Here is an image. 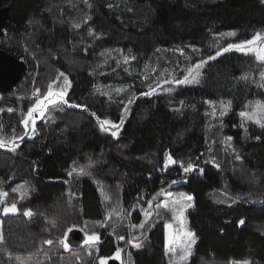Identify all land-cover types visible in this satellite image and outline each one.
<instances>
[{
	"label": "trees",
	"instance_id": "1",
	"mask_svg": "<svg viewBox=\"0 0 264 264\" xmlns=\"http://www.w3.org/2000/svg\"><path fill=\"white\" fill-rule=\"evenodd\" d=\"M3 6L0 48L26 69L0 91V135L27 131L21 120L34 91L45 93L58 71L71 86L69 103L50 106L32 137L17 140L15 151L0 148V190L19 209L0 208V264H99L120 246L129 264H168L164 220L141 212L158 202L160 188L193 198L186 218L196 243L185 264H264V127L239 115L251 111L249 101H264L263 64L235 49L208 60L264 32L263 0H0ZM230 32L236 35H221ZM202 60L198 83H176ZM168 78L172 85H164ZM221 101H231L223 116ZM97 118L118 127L104 131ZM167 154L175 163L165 166ZM181 162L195 167L185 173ZM75 165L88 174L72 172ZM95 181L118 184L128 226L104 221ZM73 227L95 232L96 245L70 246Z\"/></svg>",
	"mask_w": 264,
	"mask_h": 264
},
{
	"label": "snow or ice",
	"instance_id": "2",
	"mask_svg": "<svg viewBox=\"0 0 264 264\" xmlns=\"http://www.w3.org/2000/svg\"><path fill=\"white\" fill-rule=\"evenodd\" d=\"M91 35V33H90ZM221 35H228V36H235V32H230L226 34H221ZM232 49H235L240 52H244L245 54L252 53L254 54V57L256 61L260 62L261 64H264V35L261 33H256L252 39L245 40L241 43L238 44H228L227 47L223 48L222 50H217L215 56H209L208 60H214L217 56L221 55L222 52H228ZM134 59V57H133ZM128 58L125 57V62L127 63ZM207 63V61H201L198 64H195L192 68H189L188 74L184 76L183 80H177L176 83L178 84H184V83H192V82H199L198 77L200 75V69L203 67V65ZM60 77H64V84L60 85L59 79ZM242 79H247V77H242ZM260 80L261 82L258 84V87L264 88V71L260 72ZM54 85H56V88L54 90ZM70 86V83L67 80V77L64 76L63 73H60L59 76L54 80L52 83L48 85L47 91L45 93H41L40 89H36L33 93V95L36 97L35 103L28 108L27 112L23 114V118L21 120V123L23 124L25 129H28L29 125H32V132L35 133V123L37 118H42L45 115V112L48 110L49 105H55L58 101L63 103V104H68L69 101L65 99L66 93H67V87ZM119 91V90H118ZM151 94V93H147ZM132 101L130 100L129 103ZM210 105H213V112L212 115L215 116V102L213 101H208ZM231 101L227 102L225 104L223 101L220 102V107H221V112L220 115L223 116L226 114V109L230 107ZM72 107H81V105L77 104H72L70 105ZM245 108H250L251 111H241L239 115L244 119V120H249L252 121L261 127H264V101H249L248 104L245 105ZM0 111H3V109H0ZM8 111H12L11 109H8ZM95 115V113H93ZM101 129L104 131H107L104 126L111 124L113 128H117L118 126L115 124H112L111 121L105 119L100 121L99 118H97ZM243 126V125H241ZM13 135L9 139H5L3 135H0V148H8L10 151H15L16 147L18 146L16 144L17 140H22L24 136L28 135V132L25 131L23 135L17 136L15 135V129L12 130ZM246 131V129H245ZM112 135H117V132H113ZM227 141H231L232 137H226L225 138ZM229 147L231 145L229 144ZM237 159H240L239 156H237ZM168 160L171 161L172 163H175V161L171 160V157H168ZM183 168V171L185 173L190 172L194 169V165L192 163H188L187 166L185 167L183 162H181L180 165ZM216 167H219V165H216ZM77 171L76 168L72 169V172ZM80 174L87 175L83 169H80ZM203 170L201 169V172ZM72 173L69 172V175ZM175 183V181H173ZM13 192H16L17 189H13ZM9 193L6 191H0V205H3V213L4 214H9V213H17L19 209L17 208L16 202H11L10 204L7 202V197ZM169 196H171V193H168ZM183 196V194H181ZM23 197H21L22 199ZM186 199L188 201H192L191 196H187ZM149 206L151 207V202H149ZM188 207H191L192 204H188ZM157 207H162L163 209L169 210L172 212V220L179 222L181 228L180 230H172V224L168 223L165 225L166 228H168L170 231L168 233L167 239H166V255H170L169 259V264H184V262L187 260L188 256L190 255V249L191 245L195 244L196 242V237L195 234L189 231H185L184 229V220L182 219L183 213L185 210V207L180 204L179 201L174 200L172 201L171 207L167 202H164L162 205H157ZM23 214L25 216H32L33 213L31 212L30 209H25ZM119 215V213H117ZM151 214L150 212H145V216L149 217ZM108 219H111V214H109ZM240 223L242 224L243 221L241 220ZM130 227L135 228V227H144V222H142L139 225H131ZM3 237L0 235V240H2ZM118 239L124 240V236H119ZM98 240V236L95 232H92L90 235L87 236V241L88 242H95ZM44 243L47 244H52L51 240L44 241ZM60 243L67 248L68 244L61 240ZM128 243H132V241H128ZM134 247L140 248L142 245L139 243H134ZM120 253L121 249L117 248V251L115 253V258L120 259ZM99 264H106L105 258H100L99 259Z\"/></svg>",
	"mask_w": 264,
	"mask_h": 264
},
{
	"label": "rangeland",
	"instance_id": "3",
	"mask_svg": "<svg viewBox=\"0 0 264 264\" xmlns=\"http://www.w3.org/2000/svg\"><path fill=\"white\" fill-rule=\"evenodd\" d=\"M80 15L83 16L82 13L81 14L79 13V16ZM77 16H78V14H77ZM260 33L262 35H264V32H260ZM252 38H250V39H252ZM247 40H249V39H247ZM241 42H243V41H238V42H234V43H231V44H238V43H241ZM223 48H221L220 50H222ZM248 54H252V53H248ZM252 55H254V54H252ZM193 66H189L186 69V71L184 73V76L188 74V71L187 70L189 68H192ZM201 69L199 71H201ZM263 71H264V64H263ZM60 73H63L64 76L67 77V80H68V82L70 83V86H71V82H70L68 76L66 75L65 72H62V71H58L56 73V75H54V77L50 80V83H52L54 80H56V78L59 76ZM184 76H183V78H184ZM200 78H201V72H200V75L198 77V81L200 80ZM58 83L60 85H63L64 84V77H60ZM164 85H172V80L168 78L167 80H165ZM70 86L67 87V92L70 89ZM53 87H54V90H55L56 85H54ZM105 90H106V92H109V91H115L116 89H115V87H112V88L111 87H107ZM66 95H67V93H66ZM65 98H66V96H65ZM34 103H35V100L33 101L32 105ZM58 103H59V101L55 105H49L48 106V110H49V107L50 106L52 108V107L58 105ZM38 119L39 118H37L36 121ZM31 129H32V125L30 124L29 127H28V129H27V132H28V135L27 136H29V137H32L36 133V129H35V133H33ZM168 157H171V156L169 154L166 155L165 162H164L165 166H168V165L173 164L171 161L168 160ZM171 160L172 161H175L172 157H171ZM73 168H76L77 169V171H75V172H80L79 170L82 169L81 165H75V166L72 167V169ZM95 183H96V185H97V187L99 189L100 194L102 195L104 207H105V210H106V214L104 215V221H106L107 223H108V221H115V223H114L115 225L113 227H116V226H118V225H120L122 223H126V226H128L129 225V221L126 218L125 211H123V208L120 205V203L118 201L119 199H118V197L116 195V192L119 191L118 184H114V183L104 184V183H100L98 181H95ZM0 191H2V190H0ZM168 193H171V196H169ZM181 194H183V196ZM222 194H224V193H222ZM157 196L159 198L158 202L157 203L156 202H153V200L150 199L149 202H151V207L149 206V202H148L147 203V206L144 207V208H142V211L141 212H142L143 219L146 218V220H147L152 215V213L154 212V217L155 218L164 220V253H166L165 244H166V239H167V236H168V233H169L170 230L168 228H166L165 225L168 224V223H171L172 224V230H180L181 226H180L179 222L172 220V215L173 214H172L171 211L166 210V209H163L162 207H157V205L158 204L159 205H162L164 202H167L169 204V206L171 207L172 201H174V200L179 201L180 204L185 207V210H184V213H183V217H182V219L185 222L184 223V229L183 230L192 232L189 229V227H188V222H187V218H186V211L188 210V208H190L187 205L188 204H192V201H188L186 199L187 196H191V195L188 194L187 192L183 191V190H168V191H166L163 188H160V190L157 192ZM0 208H1L2 212H3V205H0ZM146 211L147 212H150L151 215L149 217H146L145 216V212ZM117 213H119V215H117ZM109 214H111V219H108ZM113 229L109 230V232L110 231H113ZM87 236L88 235H85L82 243H85V245H86V248L85 249L86 250H89L90 248L94 247L96 244H92L93 242H88L87 241ZM130 240L132 241V243H138L135 239H130ZM130 240L128 239V241H130ZM194 245L195 244L191 245L190 254L193 251ZM119 249H121L120 259H118L120 261V264H129V255L127 254L128 253L127 250L126 251H123L121 246L119 247ZM115 253H116V251H115ZM115 253H113L110 256H105V257H100V258H105L106 264H107V261H108L109 258H111V257H114L115 258ZM170 255L171 254L166 255V259H167L168 264H169ZM187 260H188V258H187ZM187 260L184 262V264L187 262ZM234 264H249V261H247V260H238V261L234 262Z\"/></svg>",
	"mask_w": 264,
	"mask_h": 264
},
{
	"label": "water",
	"instance_id": "4",
	"mask_svg": "<svg viewBox=\"0 0 264 264\" xmlns=\"http://www.w3.org/2000/svg\"><path fill=\"white\" fill-rule=\"evenodd\" d=\"M8 16V8L0 7V31L5 19ZM25 70V62L15 57L13 54L0 48V91H6L16 84ZM134 102H127L124 106L121 123L127 116ZM85 237L84 232L78 228H71L66 234V241L70 246H79ZM107 264H120V261L114 257L108 259Z\"/></svg>",
	"mask_w": 264,
	"mask_h": 264
},
{
	"label": "bare ground",
	"instance_id": "5",
	"mask_svg": "<svg viewBox=\"0 0 264 264\" xmlns=\"http://www.w3.org/2000/svg\"><path fill=\"white\" fill-rule=\"evenodd\" d=\"M5 20H6V19H5ZM7 52H8V51H7ZM9 53H10V52H9ZM15 57H16V56H15ZM25 69H26V63H25ZM24 71H25V70H24ZM22 74H23V73H22ZM18 81H19V80H18ZM18 81H17V82H18ZM17 82H16V83H17ZM12 87H13V86H12ZM12 87H11V88H12ZM6 91H7V90H6Z\"/></svg>",
	"mask_w": 264,
	"mask_h": 264
}]
</instances>
